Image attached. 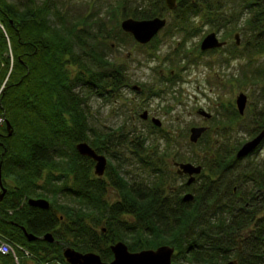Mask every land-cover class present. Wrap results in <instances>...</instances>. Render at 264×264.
Masks as SVG:
<instances>
[{
	"label": "trees",
	"instance_id": "obj_1",
	"mask_svg": "<svg viewBox=\"0 0 264 264\" xmlns=\"http://www.w3.org/2000/svg\"><path fill=\"white\" fill-rule=\"evenodd\" d=\"M235 1L241 14L234 9L230 17L223 0H177V8L168 12L175 14L182 31L188 30L192 16H202L204 23L225 30L227 38L235 18L248 11L246 23L255 32L252 48L264 52V0ZM128 5V0L118 5L125 18L164 16L169 9L165 0L151 1L146 7L138 3L128 9ZM58 7L54 0H0V88L4 84L0 92V166L7 188L0 200V232L38 257L37 262L21 260V264H41L56 257L67 264L64 245L99 253L104 261H111V245L120 240L131 251L172 245L176 249L173 264L181 260L182 264H223L235 253L238 264H264V215L257 216L264 198L257 199L254 192L264 188L262 172H242L235 150L222 152L216 144L207 143L214 162L208 167L216 178L201 173L191 201L183 200L181 188L170 190L172 184L165 188L167 174L155 167V159L162 162L173 150L180 161L206 159H186L173 146L161 150L158 144L149 145L142 133H124L121 128L120 134L112 135L90 126L86 97L116 98L129 83L126 67L110 56L114 45L108 42L110 32L100 22L95 32L92 23L86 19L81 24L72 22ZM52 16L58 19L52 20ZM158 35L149 43L158 40ZM238 45L235 39L229 55L237 54ZM70 66L78 68L75 73ZM167 80L175 81L171 74ZM258 117L257 133L264 129V107ZM81 141L100 153L110 151L109 156H114L116 146L129 145L140 153V163L151 168L154 178L132 180L110 162L104 177L94 175V160L76 148ZM263 145L264 141L259 148ZM235 181L238 185L231 187ZM249 182H255L256 188L247 190ZM110 188L118 192V200L109 201ZM61 193L78 197L85 207L58 202ZM47 195L53 197L49 208L28 203L29 198ZM59 212L67 213L65 220ZM22 226L38 236L51 232L57 241L28 240ZM240 237L246 238L243 252ZM0 264L16 263L12 255L0 253Z\"/></svg>",
	"mask_w": 264,
	"mask_h": 264
},
{
	"label": "rangeland",
	"instance_id": "obj_2",
	"mask_svg": "<svg viewBox=\"0 0 264 264\" xmlns=\"http://www.w3.org/2000/svg\"><path fill=\"white\" fill-rule=\"evenodd\" d=\"M14 1L22 2V0ZM36 1L42 2L43 0ZM54 1L61 12L67 15L66 18L72 22L78 21L81 24L86 19L92 23L95 32L100 22L103 30L110 32L108 42L114 45L113 50L109 52L110 56L126 67L129 83L120 90V95L109 99L95 95L86 97V110L91 127L104 132L109 131L112 135L120 134L121 128L124 133H142L149 145L158 144L161 150L173 146L186 159H188L186 156L206 159L205 162L198 160V163L203 165V174H209L211 178H216V175L208 167V164L213 165L214 162L211 161L213 152L207 148V143L216 144L222 152L228 150L237 152L244 143L257 134L260 121L258 115L264 107V52L258 53L256 48H252L251 43L255 32L248 28L246 23L249 16L248 11H245L238 19L235 18L230 25L232 35L224 38L225 30L218 31L210 24L204 23L202 16H192L188 22V30L182 31L180 21L171 11L168 12L170 9H167L164 16H161L167 19V26L159 33L158 40L143 45L137 42L132 34L124 32L121 28V22L125 17L122 15V9H118V5L123 0ZM151 1L154 0H128V9L138 3L146 7ZM223 1L225 10L228 9V17L234 9L237 10V15L241 14L240 7L235 8L238 6L237 1ZM109 10L112 16L108 15ZM51 18L52 20L58 19L55 16ZM101 19L104 23H101ZM213 31L217 32L220 38L228 41L230 46L226 50L205 52L201 50L200 45L203 38ZM236 33L240 34V44L237 54L231 56L229 53L232 52L231 45L235 41ZM70 69L75 73L78 68L70 66ZM171 71L174 72V82L167 80ZM10 72L11 68L8 75ZM134 84L142 86L144 90L142 94L132 88ZM241 92L248 97L244 114L239 113L236 103L237 96ZM144 109L151 110L162 119V128L166 133L151 128L150 121L140 117ZM200 109L210 113L212 117L207 119L206 116L198 114ZM2 122L3 117H0V124ZM199 126L207 127L208 132L201 143H198L199 141L193 143L189 139L190 129ZM112 148L113 146L110 150ZM130 149L133 148L129 145L116 146L113 148L114 156L108 155L110 151L104 154L110 165L122 168L125 175L132 180L153 179L154 172L151 168L140 163L139 158ZM165 161L161 162L159 158L154 160L155 167L163 169L167 174L168 184L165 188L169 184L180 188L186 183V179L176 178L177 168L170 165L165 166L163 164ZM179 162L192 161L178 160ZM239 168L242 172L251 174H254V169H257L256 174L261 171L264 175V145L252 154L241 158ZM92 171L95 175L94 166ZM104 176L105 174L102 177ZM201 180L199 177L197 183ZM235 182L231 184V187L238 185ZM247 184V190L256 188L255 182L254 185L250 182ZM1 191L0 187V193ZM185 192L187 191L184 190ZM107 197L110 202L120 198L118 192L111 188L108 190ZM44 198L51 200L53 197L47 195ZM58 202L77 208L85 207L83 201L70 194L61 193ZM261 206L264 208V204ZM61 213L59 212L58 215ZM65 214L62 215L64 220L66 219ZM262 216V213L258 214V218ZM245 239L238 238L242 252L244 245L247 244ZM237 255L235 253L223 264L231 260L238 261L239 255ZM21 260L37 262L38 257L30 253L29 257L21 258L19 261L14 258L16 264H21ZM48 262L49 264H66L58 257L51 258ZM182 263L184 262L181 260L179 264Z\"/></svg>",
	"mask_w": 264,
	"mask_h": 264
},
{
	"label": "water",
	"instance_id": "obj_3",
	"mask_svg": "<svg viewBox=\"0 0 264 264\" xmlns=\"http://www.w3.org/2000/svg\"><path fill=\"white\" fill-rule=\"evenodd\" d=\"M167 7L170 10L177 8V0H165ZM167 25V19L165 17L156 16L148 19H136L128 17L121 22V28L124 32L132 34L137 42L140 44L149 43L156 35L160 33L162 29ZM237 44H240V34H235ZM227 45L226 40H220L216 32L207 34L201 42V50L207 51L211 49L222 48ZM248 97L244 92L238 94L236 103L240 114H244ZM199 113L211 117L210 113H207L203 109L199 110ZM146 111L142 114V118L146 119ZM153 121L158 126L162 125L161 119L154 117ZM10 133L11 123L7 122ZM207 131V127L199 126L192 127L189 139L191 142L196 143ZM264 141V129H262L255 137L244 143L237 152L238 158H244L252 154ZM76 148L78 152L86 157L94 160V173L98 177H102L107 169L108 159L106 155L98 153V151L87 141H81L77 143ZM177 173L179 175H188L187 184L191 185L197 179V175L203 171L202 164H195L193 162H179L177 163ZM0 187L2 191L0 193V200L4 197L7 188L4 186L2 180V170L0 166ZM194 199L192 192H187L183 196L184 201H191ZM28 203L31 206L40 208H49L50 201L46 198H29ZM28 240L44 239L48 242L57 241L51 232H47L42 236H38L29 232L25 226H22ZM113 252V259L111 261H104L99 253L88 251L82 252L77 250L73 246L64 245L62 253L64 258L69 264H173L174 254L176 249L169 244L160 245L157 248H146L138 251H131L126 242L120 240L111 245ZM225 264H238L237 260H231Z\"/></svg>",
	"mask_w": 264,
	"mask_h": 264
},
{
	"label": "flooded vegetation",
	"instance_id": "obj_4",
	"mask_svg": "<svg viewBox=\"0 0 264 264\" xmlns=\"http://www.w3.org/2000/svg\"><path fill=\"white\" fill-rule=\"evenodd\" d=\"M167 26V25H166ZM165 26V27H166ZM163 30V29H162ZM161 30V31H162ZM160 31V32H161ZM153 40V39H152ZM151 40V41H152ZM224 40H226V39H224ZM150 41V42H151ZM148 44V43H147ZM200 47H201V45H200ZM213 50V49H212ZM208 51V50H207ZM205 52V51H204ZM173 71H171V75H173ZM168 79V78H167ZM175 80V79H174ZM127 86V85H126ZM132 88L136 91V92H138L139 94H142L143 93V88H142V86L141 85H137V84H134L133 86H132ZM146 111V113H147V117H146V119H144V118H142V114L143 113H141L140 114V117L142 118V119H144V120H148V121H150V127L151 128H155V129H159V128H162L163 127V121H162V119L160 118V117H158V116H156L155 115V113H153L151 110H149V109H144L143 110V112H145ZM199 111V110H198ZM198 114H200L199 112H198ZM200 115H202V114H200ZM154 117H157V118H159V119H161V121H162V125L161 126H158L157 124H155L154 123V121H153V118ZM211 117H212V115H211ZM208 119V118H207ZM163 129V128H162ZM208 130V129H207ZM257 135V134H256ZM240 149V148H239ZM238 149V150H239ZM130 151L131 152H133L134 154H136V156L139 158V162H140V159L142 158L141 157V155H140V153H139V155H137V152H136V150L135 149H130ZM98 153H100V152H98ZM101 154H104V153H101ZM105 155V154H104ZM168 155L170 156V157H168ZM168 155H166L165 157H163V160H166L165 161V163H163L165 166H172V167H176V168H178L177 167V163H178V157H177V154L175 155V151L173 150L170 154H168ZM107 157V156H106ZM167 158V159H166ZM108 159V158H107ZM142 160V159H141ZM162 160V161H163ZM108 164H109V161H108ZM107 167H108V165H107ZM107 170V169H106ZM177 172V171H176ZM177 177H179V178H181V179H186V183L185 184H182L181 185V189H182V196L181 197H183L184 196V194L185 193H187V192H192L193 194H194V197H195V192H194V190H193V188H194V184H196V181L194 182V183H192L191 185H188L187 184V180H188V175H179L178 173H177V176H176V178ZM198 179V178H197ZM196 179V180H197ZM168 188H170V190L172 189V190H176V189H179V187H177V186H170V187H168ZM184 190H186L187 192H185L184 193ZM235 190H236V188H235ZM254 192L256 193V197H257V199H260V198H264V188H259V187H257V189H255L254 190ZM184 193V194H183ZM260 212L264 215V208H262L261 210H260ZM257 216H258V214H257ZM62 218V217H61ZM257 223V222H256ZM255 228V227H254ZM239 250H240V247H239ZM240 260V259H239Z\"/></svg>",
	"mask_w": 264,
	"mask_h": 264
},
{
	"label": "built area",
	"instance_id": "obj_5",
	"mask_svg": "<svg viewBox=\"0 0 264 264\" xmlns=\"http://www.w3.org/2000/svg\"><path fill=\"white\" fill-rule=\"evenodd\" d=\"M0 253L12 255L16 261H19L21 258L29 257L31 252L22 245L11 243L8 241L7 237L0 232ZM42 264H49V262L45 261L42 262Z\"/></svg>",
	"mask_w": 264,
	"mask_h": 264
},
{
	"label": "bare ground",
	"instance_id": "obj_6",
	"mask_svg": "<svg viewBox=\"0 0 264 264\" xmlns=\"http://www.w3.org/2000/svg\"><path fill=\"white\" fill-rule=\"evenodd\" d=\"M1 25V24H0ZM220 38V37H219ZM204 39V38H203ZM220 40H224L223 38H220ZM239 111V110H238ZM240 113V112H239ZM190 132H191V129H190ZM258 134V133H257ZM256 136V135H255ZM254 136V137H255ZM238 152V151H237ZM237 152H236V156H237ZM238 158V157H237ZM241 159V158H240ZM193 163H195V162H193ZM195 164H200V163H195ZM204 169V168H203ZM202 173H203V171H202ZM200 175V174H199ZM199 175H197V178H199ZM198 181V179L196 180V182ZM183 198V197H182Z\"/></svg>",
	"mask_w": 264,
	"mask_h": 264
}]
</instances>
